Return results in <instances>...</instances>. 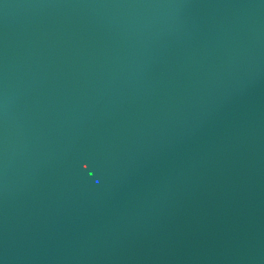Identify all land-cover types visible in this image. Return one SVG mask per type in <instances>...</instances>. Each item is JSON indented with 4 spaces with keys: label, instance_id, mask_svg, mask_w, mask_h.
<instances>
[{
    "label": "water",
    "instance_id": "1",
    "mask_svg": "<svg viewBox=\"0 0 264 264\" xmlns=\"http://www.w3.org/2000/svg\"><path fill=\"white\" fill-rule=\"evenodd\" d=\"M0 264H264V0H0Z\"/></svg>",
    "mask_w": 264,
    "mask_h": 264
}]
</instances>
